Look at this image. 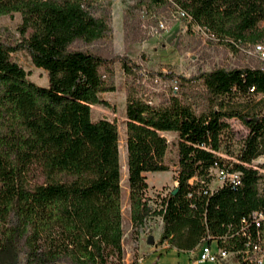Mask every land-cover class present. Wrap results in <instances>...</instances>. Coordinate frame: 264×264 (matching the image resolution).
I'll return each instance as SVG.
<instances>
[{"label":"trees","instance_id":"trees-1","mask_svg":"<svg viewBox=\"0 0 264 264\" xmlns=\"http://www.w3.org/2000/svg\"><path fill=\"white\" fill-rule=\"evenodd\" d=\"M101 1L0 0V16L22 15L17 41L0 35V264H127L121 134L115 120L92 117L93 105L109 104L102 94L117 88L116 63L128 81L132 228L160 217L159 243L192 250L216 242L251 264L247 244L264 238V220L258 226L254 217L264 214V174L253 165L264 155V68L219 67L191 77L169 68L157 75L172 87L153 95L133 59L75 47L110 34L108 15L95 14ZM133 1L171 6L233 49L264 44V0ZM19 51L48 72V86L12 59ZM230 119L247 129L236 149ZM173 148L178 185L154 207L147 173L171 170ZM217 168L240 172V183L213 188ZM37 170L43 180L33 183Z\"/></svg>","mask_w":264,"mask_h":264},{"label":"rangeland","instance_id":"rangeland-1","mask_svg":"<svg viewBox=\"0 0 264 264\" xmlns=\"http://www.w3.org/2000/svg\"><path fill=\"white\" fill-rule=\"evenodd\" d=\"M106 13L109 17L111 32L103 40L86 45L82 42L75 44L76 48L90 49L105 57L126 55L137 62L143 71V85L153 95H163L172 84L164 79H159L158 72H166L169 68L176 73L191 77L203 71L215 68L258 66L264 68V59L255 52L254 46L239 47L233 49L225 42L218 41L207 31L196 25H190L180 17V14L171 6L140 8L133 0H102L95 12L96 15ZM22 23V15L0 16V35L8 42H15L20 38L19 26ZM32 30H29V33ZM264 46V44H262ZM12 59L20 63L29 73L28 78L38 85L48 86V72L36 67L27 53L19 51L12 55ZM116 90L102 94L109 104L92 106L93 120L107 118L118 123L121 141V186L125 228V250L127 264H134L137 257V235L141 229L132 228L130 214V189L128 184L127 152L125 135V105L127 92V78L120 63H116ZM198 88V87H197ZM263 96L258 95L255 100ZM264 109V106H262ZM234 130V149L238 147L241 138L246 135L247 129L237 119L229 120ZM170 139L171 134H166ZM237 146V147H236ZM166 162L171 165V170L149 172L147 181L149 189L147 196L151 205L160 204L165 193H169L177 185L176 180V151L171 149L166 157ZM253 165L264 174V155L257 158ZM34 182H42L40 171H35L29 176ZM260 189L264 190V178L260 183ZM148 227L150 231H158L162 228V219L153 218ZM151 240L148 243L151 244ZM156 261L151 259L146 264H179V256L176 251L162 250L156 254ZM182 264H187L186 254L181 253ZM146 258V257H145ZM22 264H26L22 259Z\"/></svg>","mask_w":264,"mask_h":264},{"label":"built area","instance_id":"built-area-1","mask_svg":"<svg viewBox=\"0 0 264 264\" xmlns=\"http://www.w3.org/2000/svg\"><path fill=\"white\" fill-rule=\"evenodd\" d=\"M184 16V13H180ZM255 52L264 59V46L262 44H256ZM215 180L213 188L223 185L226 182L232 184L240 183L241 173L240 172H229L225 169L217 168L214 171ZM165 193L164 195H166ZM254 217L258 226L264 220V214L261 212H255ZM214 244V245H213ZM247 248L244 251V257L250 261L251 264H264V238L257 242H249ZM200 259L201 261L209 262H221L229 259H234V264H240L238 260L235 259L236 253L225 250L219 247L216 242L203 243L200 246Z\"/></svg>","mask_w":264,"mask_h":264},{"label":"crops","instance_id":"crops-1","mask_svg":"<svg viewBox=\"0 0 264 264\" xmlns=\"http://www.w3.org/2000/svg\"><path fill=\"white\" fill-rule=\"evenodd\" d=\"M148 174V173H147ZM152 221L150 220L149 223ZM151 226L148 227V224L146 228L141 229V232L139 236L137 235V257L133 261L134 264H146V261L151 259V263H154L156 261V253L160 251L162 253V250L167 251H176L179 260L178 263L182 264L184 260H182L181 253L186 254V260L187 264H234V259H229L226 261L221 262H209V261H201L200 259V246H197L193 248L192 250H183L179 249L177 247L171 246L167 241L164 243H159L158 240L160 238V235L162 233L163 229V223L162 228H160L158 231H150ZM152 241L151 244L148 243V241ZM214 245V244H213ZM146 257V258H145ZM186 262V261H185Z\"/></svg>","mask_w":264,"mask_h":264},{"label":"water","instance_id":"water-1","mask_svg":"<svg viewBox=\"0 0 264 264\" xmlns=\"http://www.w3.org/2000/svg\"><path fill=\"white\" fill-rule=\"evenodd\" d=\"M176 191H177V189L174 192H176Z\"/></svg>","mask_w":264,"mask_h":264},{"label":"bare ground","instance_id":"bare-ground-1","mask_svg":"<svg viewBox=\"0 0 264 264\" xmlns=\"http://www.w3.org/2000/svg\"><path fill=\"white\" fill-rule=\"evenodd\" d=\"M185 16V15H184Z\"/></svg>","mask_w":264,"mask_h":264}]
</instances>
